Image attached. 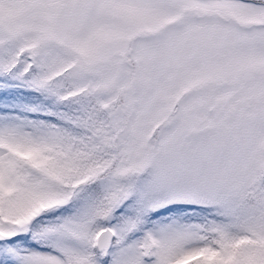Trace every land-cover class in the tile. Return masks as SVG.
<instances>
[{
	"label": "snow or ice",
	"instance_id": "1",
	"mask_svg": "<svg viewBox=\"0 0 264 264\" xmlns=\"http://www.w3.org/2000/svg\"><path fill=\"white\" fill-rule=\"evenodd\" d=\"M0 264H264V0H0Z\"/></svg>",
	"mask_w": 264,
	"mask_h": 264
}]
</instances>
